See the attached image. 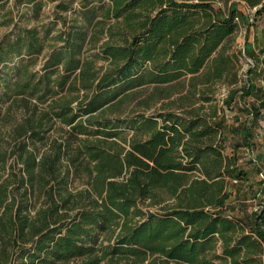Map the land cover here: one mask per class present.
Returning a JSON list of instances; mask_svg holds the SVG:
<instances>
[{"label":"trees","instance_id":"1","mask_svg":"<svg viewBox=\"0 0 264 264\" xmlns=\"http://www.w3.org/2000/svg\"><path fill=\"white\" fill-rule=\"evenodd\" d=\"M13 1L0 264H264V186L252 223L228 214L243 171L225 135L227 110L263 115L236 37L264 0H70L49 23L45 0ZM139 90L161 107L125 113Z\"/></svg>","mask_w":264,"mask_h":264},{"label":"rangeland","instance_id":"2","mask_svg":"<svg viewBox=\"0 0 264 264\" xmlns=\"http://www.w3.org/2000/svg\"><path fill=\"white\" fill-rule=\"evenodd\" d=\"M69 1L70 0H56L52 2L50 0H45L46 5L43 8L45 13L43 14L45 17L42 21L44 23L52 21L54 17L53 13L56 12L57 5L61 2L68 3ZM79 2L80 0H75V2L72 3V7H77ZM13 7V0H10L0 7V41L13 29V24H10L9 18H5L3 16L5 12L9 11V9H12ZM241 9L243 12L250 14V24L252 26H258L264 31V17L255 18L253 15L255 12L254 9H246L244 7H241ZM13 10L14 13H12V16L14 18L18 9L14 7ZM17 18L18 15L15 19L17 20ZM28 19L29 17H26L22 21V24L33 25L34 19L29 21ZM240 24L241 28L237 33L236 45L239 49L244 50L245 43L249 40V37H253V34L252 32L250 34V30H248L242 22ZM241 63V76L243 83H246L249 79L252 80L250 76L252 74L256 81L261 79L264 83V65H257L255 61L244 54ZM39 67L40 62L36 64V68L39 69ZM149 93L150 90L137 91L132 97L133 101L125 106V113L128 114L136 111L150 114L159 109L161 107V103L153 106L150 110H147L145 107L140 105V102L147 97ZM249 99L247 98V104ZM226 115V153L236 154L239 158V167L243 171L241 176H233L229 181L228 189L231 193V197L228 202V214L232 217H237L248 223H252L255 214L262 209L261 185L264 182V117L260 116L259 119L248 117V113L239 108L235 111L227 110ZM244 127L248 128L250 131L249 141H247L246 136L241 133V129Z\"/></svg>","mask_w":264,"mask_h":264},{"label":"crops","instance_id":"3","mask_svg":"<svg viewBox=\"0 0 264 264\" xmlns=\"http://www.w3.org/2000/svg\"><path fill=\"white\" fill-rule=\"evenodd\" d=\"M251 32L253 34V37L252 36L249 37V40L245 43V47H244L245 49L246 44L248 43V51L250 53V56L247 57L255 61L257 65H264V31L261 30L260 27L258 26L257 27L251 26L250 34ZM250 76L253 81L254 90L252 94L249 97H247L248 99L250 98L248 104H247V98L245 99V104L248 107L253 106V108L255 109H260L263 113V115L261 116L264 117V83L262 82L261 79L257 80L258 81L257 83L253 74ZM263 186H264V182L261 185V190Z\"/></svg>","mask_w":264,"mask_h":264}]
</instances>
